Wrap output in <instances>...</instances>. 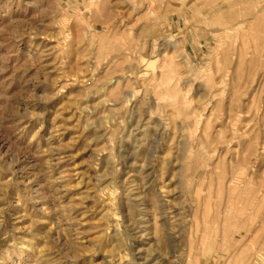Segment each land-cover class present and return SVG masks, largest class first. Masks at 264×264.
Segmentation results:
<instances>
[{
	"label": "rangeland",
	"instance_id": "374dc122",
	"mask_svg": "<svg viewBox=\"0 0 264 264\" xmlns=\"http://www.w3.org/2000/svg\"><path fill=\"white\" fill-rule=\"evenodd\" d=\"M250 261L264 0H0V264Z\"/></svg>",
	"mask_w": 264,
	"mask_h": 264
},
{
	"label": "bare ground",
	"instance_id": "6f19581e",
	"mask_svg": "<svg viewBox=\"0 0 264 264\" xmlns=\"http://www.w3.org/2000/svg\"><path fill=\"white\" fill-rule=\"evenodd\" d=\"M151 10V9H150ZM35 194V193H34ZM30 198V197H29ZM40 198H42V197H40ZM36 201V200H35ZM40 202V201H39ZM45 213H46V211H45ZM47 214V213H46ZM253 261H250L248 264H253L252 263Z\"/></svg>",
	"mask_w": 264,
	"mask_h": 264
}]
</instances>
